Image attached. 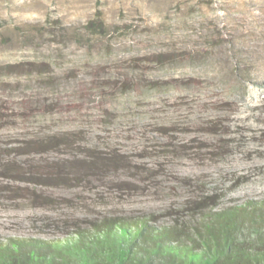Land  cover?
<instances>
[{
  "label": "rangeland",
  "instance_id": "374dc122",
  "mask_svg": "<svg viewBox=\"0 0 264 264\" xmlns=\"http://www.w3.org/2000/svg\"><path fill=\"white\" fill-rule=\"evenodd\" d=\"M263 198L264 0H0L1 241Z\"/></svg>",
  "mask_w": 264,
  "mask_h": 264
},
{
  "label": "trees",
  "instance_id": "16d2710c",
  "mask_svg": "<svg viewBox=\"0 0 264 264\" xmlns=\"http://www.w3.org/2000/svg\"><path fill=\"white\" fill-rule=\"evenodd\" d=\"M0 264H264V198L210 211L192 227L108 214L59 238L8 237Z\"/></svg>",
  "mask_w": 264,
  "mask_h": 264
}]
</instances>
